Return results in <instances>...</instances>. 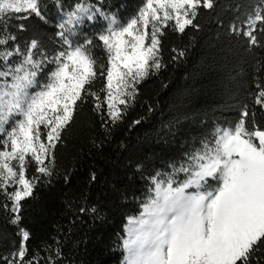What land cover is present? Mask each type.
Returning a JSON list of instances; mask_svg holds the SVG:
<instances>
[{
  "label": "snow or ice",
  "instance_id": "snow-or-ice-1",
  "mask_svg": "<svg viewBox=\"0 0 264 264\" xmlns=\"http://www.w3.org/2000/svg\"><path fill=\"white\" fill-rule=\"evenodd\" d=\"M213 7L214 0H145L135 17L120 24L88 0H78L58 25L60 50L49 54L35 38L21 48L10 31L12 21L35 17L48 23L42 0H0V195L10 202L3 207L13 214L11 223L19 226L22 201L35 197L41 178L51 182L57 146L89 99L101 119L106 114L107 123L122 122L137 86L166 67L165 29L180 34L197 29L200 10ZM97 16L107 21L97 42H74L84 22ZM15 27L26 30L23 23ZM246 28L248 43L261 46L257 33L264 34V6L247 17ZM257 88L254 103L264 109V88ZM249 117L245 109L234 128L217 129L214 142H203L171 174L152 178L140 214L125 225L122 264H261L264 127L254 113ZM32 167L39 175L28 174ZM180 173L183 180L176 178ZM19 234L20 246L11 259L4 258L6 264H40L39 254L28 256L29 231L19 228Z\"/></svg>",
  "mask_w": 264,
  "mask_h": 264
},
{
  "label": "trees",
  "instance_id": "trees-1",
  "mask_svg": "<svg viewBox=\"0 0 264 264\" xmlns=\"http://www.w3.org/2000/svg\"><path fill=\"white\" fill-rule=\"evenodd\" d=\"M77 2L42 0L48 23L35 17L12 21L16 43L24 48L35 38L49 54L59 51L58 25ZM88 2L125 24L145 0ZM262 6L264 0H214L212 9L200 10L197 29L184 34L165 29L166 67L137 86L135 100L115 126L107 123L106 114L101 119L90 98L64 144L57 146L51 182L41 178L35 197L22 201L19 226L11 223L13 214L3 207L10 202L0 195V264L19 248V228L29 231L28 256L39 254L40 264H49V257L55 264H122L128 217L140 214L157 173L160 178L171 174L203 142H214L217 129L234 128L245 109L264 127V109L254 103L257 85L264 88V34L257 33L259 47L243 35L247 17ZM19 23L25 31L15 27ZM106 27L107 21L97 16L72 39L95 43ZM172 49L185 55L178 57ZM94 51L103 56L100 48ZM100 87L97 83L96 90ZM28 174L39 175L35 167ZM176 178L185 177L180 173Z\"/></svg>",
  "mask_w": 264,
  "mask_h": 264
},
{
  "label": "rangeland",
  "instance_id": "rangeland-1",
  "mask_svg": "<svg viewBox=\"0 0 264 264\" xmlns=\"http://www.w3.org/2000/svg\"><path fill=\"white\" fill-rule=\"evenodd\" d=\"M74 42H78V41H76V40H73Z\"/></svg>",
  "mask_w": 264,
  "mask_h": 264
}]
</instances>
